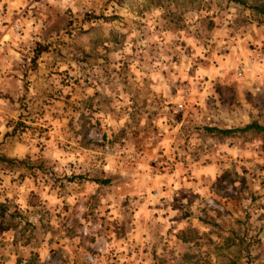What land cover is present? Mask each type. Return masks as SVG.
Instances as JSON below:
<instances>
[{
  "label": "rangeland",
  "instance_id": "374dc122",
  "mask_svg": "<svg viewBox=\"0 0 264 264\" xmlns=\"http://www.w3.org/2000/svg\"><path fill=\"white\" fill-rule=\"evenodd\" d=\"M253 5L0 0V264H264Z\"/></svg>",
  "mask_w": 264,
  "mask_h": 264
},
{
  "label": "trees",
  "instance_id": "16d2710c",
  "mask_svg": "<svg viewBox=\"0 0 264 264\" xmlns=\"http://www.w3.org/2000/svg\"><path fill=\"white\" fill-rule=\"evenodd\" d=\"M257 12L261 13L264 16V5H253L252 6ZM205 129L209 132H216L217 134H234V133H244L246 131H253L264 133V125L257 122H250L240 127L234 128H218L214 126H207ZM109 179H102L101 182L109 183Z\"/></svg>",
  "mask_w": 264,
  "mask_h": 264
}]
</instances>
